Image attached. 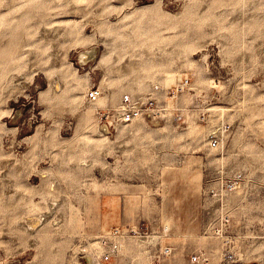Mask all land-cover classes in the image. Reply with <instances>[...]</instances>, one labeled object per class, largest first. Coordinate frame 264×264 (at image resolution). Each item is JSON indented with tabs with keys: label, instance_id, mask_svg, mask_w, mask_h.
<instances>
[{
	"label": "rangeland",
	"instance_id": "obj_1",
	"mask_svg": "<svg viewBox=\"0 0 264 264\" xmlns=\"http://www.w3.org/2000/svg\"><path fill=\"white\" fill-rule=\"evenodd\" d=\"M132 228L107 264H264V0H0V264H103Z\"/></svg>",
	"mask_w": 264,
	"mask_h": 264
},
{
	"label": "built area",
	"instance_id": "obj_2",
	"mask_svg": "<svg viewBox=\"0 0 264 264\" xmlns=\"http://www.w3.org/2000/svg\"><path fill=\"white\" fill-rule=\"evenodd\" d=\"M183 85L185 87L189 86V80L186 79L185 82H183ZM99 96H100L99 90H91L88 92V95H87L88 99L91 102H96ZM146 102H147L146 98H133L129 95L123 96L122 104L116 110L114 122L116 124H129L133 122L134 120L144 118L147 112L144 109V104ZM156 112L157 110L154 112H150V114L153 115L152 116L153 118H155ZM211 146L216 147L217 142L212 141ZM239 182H240V175L234 176L233 178H230L226 181L222 179L221 182L219 181L217 182L216 188L214 187V189H212L211 192L216 197L223 200L225 196L230 195L236 191V189L239 186ZM223 207H224V204L222 208ZM229 226H230V217L226 213L221 212L219 216V221H218V227H220V229L217 230L218 233L220 234L225 233L227 229L229 228ZM167 233H168V228H165L163 230V233L159 235H155V237L157 238V241H160L163 237H166L168 235ZM131 234L134 235L133 237L137 236L140 239L147 238L146 235L140 234V232L136 230L135 228H132L128 231L124 230L123 232L120 229H115V231L110 234V237L113 239V243H112L113 245L110 244V247L108 248V250L104 253H101V255L98 257L100 261L104 262L103 264H107L114 256L120 255L122 248L121 246L117 244L118 240H121V239L122 241L124 239L126 240L128 238V235L130 236ZM172 252H173L172 247L170 245H167L164 248H162V250H160L158 256H156L155 258H157L156 260L159 262L161 261L163 257L170 256ZM200 259L201 258L199 256L193 257V261L199 262Z\"/></svg>",
	"mask_w": 264,
	"mask_h": 264
},
{
	"label": "bare ground",
	"instance_id": "obj_3",
	"mask_svg": "<svg viewBox=\"0 0 264 264\" xmlns=\"http://www.w3.org/2000/svg\"><path fill=\"white\" fill-rule=\"evenodd\" d=\"M83 56H90V53H84V54H82ZM91 55L92 56H94V54L91 52ZM165 80H166V82L167 83H171V82H173L174 80H175V77H174V75H172V74H169V73H167L166 75H165ZM60 89V87H59V85H57L56 86V90L57 89ZM131 90H133V91H136L137 90V88H136V86L135 87H131L130 88ZM135 121V120H134ZM131 123H133V122H131ZM120 125H127V124H119V126ZM149 238V240L151 241V242H153L154 240H156V237L155 236H150V237H148ZM100 245V244H99ZM99 245H98V243L96 244H93L92 245V249L93 250H95V252H97V250H99L100 248H99ZM91 259V258H90ZM93 259V258H92Z\"/></svg>",
	"mask_w": 264,
	"mask_h": 264
}]
</instances>
